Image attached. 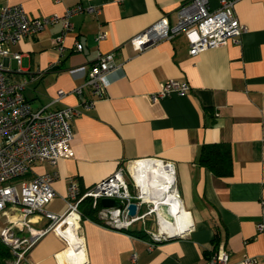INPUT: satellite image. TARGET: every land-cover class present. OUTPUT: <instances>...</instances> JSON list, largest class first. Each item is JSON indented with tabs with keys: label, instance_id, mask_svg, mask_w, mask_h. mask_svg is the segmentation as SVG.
<instances>
[{
	"label": "crops",
	"instance_id": "obj_1",
	"mask_svg": "<svg viewBox=\"0 0 264 264\" xmlns=\"http://www.w3.org/2000/svg\"><path fill=\"white\" fill-rule=\"evenodd\" d=\"M186 1L0 0V6H21L30 18L62 16L77 4L100 10L98 16L72 17L60 50L53 44L61 34L56 23L10 47L20 54L18 63L1 60L6 78L23 84L21 93L32 110L78 112L71 121V156L54 166L32 167V175L56 174L55 198L45 211L64 213L70 182L83 191L118 167L136 180L133 166L149 159L173 166L175 192L188 219L176 238L161 242L81 219L82 254L78 243L68 240L72 248H67L47 233L29 250V264H70L73 253L82 257L79 264H203L218 247L228 254V264H239L244 256L264 264V0H235L234 14L246 28L237 45L189 56L179 35L141 52L131 49L129 41L160 18L173 25L175 11ZM219 1L207 0L209 9L216 10ZM102 32L105 38L97 40ZM105 54L113 55L116 67L106 74L104 96L97 99L83 86L80 70ZM169 80L186 82L189 93L152 102L150 96ZM58 91L64 95L55 101ZM212 144L230 147L227 177H215L197 164L200 147ZM32 222L36 229L48 223L45 218ZM259 224L262 232L256 231Z\"/></svg>",
	"mask_w": 264,
	"mask_h": 264
},
{
	"label": "built area",
	"instance_id": "obj_2",
	"mask_svg": "<svg viewBox=\"0 0 264 264\" xmlns=\"http://www.w3.org/2000/svg\"><path fill=\"white\" fill-rule=\"evenodd\" d=\"M234 4L235 0H220L219 7L210 10L207 0H187L175 11L173 25L169 24L166 17H162L134 36L129 41V46L134 52H141L160 41H169L182 35L187 42L188 55L196 56L210 48L237 45L246 28L237 20ZM82 13L98 16L100 10L77 4L67 8L62 16L30 18L19 5L0 6V217L4 219L0 227V244L8 250L11 258L6 264H29V250L47 233H53L67 248H72L67 237L73 231L79 243L75 246H79L82 254L78 206L84 200H89L91 208L97 209L96 216L101 225L120 231L130 230L145 215L154 211L149 210L148 213L139 215L142 205L149 202L142 197L126 168L118 167L112 175L83 191L75 182H70L64 199L65 211L61 215L45 211V207L55 198L52 183L56 174H31L34 164L54 166L59 160L71 156V121L78 112L73 108L50 110L43 107L32 110L21 93L23 84L13 83L6 78L1 60L11 57L18 63L21 56L11 53L10 47L56 23L61 26V34L53 40V44L60 50L62 36L72 30L70 19ZM105 36L106 33L102 32L97 35V40H102ZM75 50H80L77 44ZM115 67L112 54L99 56L87 71L80 70L85 75L83 86L89 88L97 99L102 98L106 87L105 76ZM189 91L190 87L186 82L169 80L160 84L158 91L149 99L155 102L169 94L184 97ZM74 93L79 95L80 89L77 88ZM56 94L55 101L64 95L62 91ZM90 107L91 103L85 106L86 109ZM160 164L173 177V166L170 163ZM27 173V178L19 181V184L11 183ZM126 174L129 175L131 184L127 182ZM130 185L136 190V196L131 194ZM172 186L174 187V182ZM102 199L113 200L116 206L102 208ZM129 204L136 206L133 217L128 216ZM33 218H45L48 223L45 228L36 229L33 227ZM70 218L73 219L72 222ZM256 231L262 232L261 224L256 226ZM166 236L168 235L157 231V235H151L150 239L161 242ZM76 247L73 245L74 250ZM81 261L82 257L76 262L68 260L70 264H79ZM203 264H228V254L222 247H218ZM239 264L257 262L254 258L244 256Z\"/></svg>",
	"mask_w": 264,
	"mask_h": 264
},
{
	"label": "bare ground",
	"instance_id": "obj_3",
	"mask_svg": "<svg viewBox=\"0 0 264 264\" xmlns=\"http://www.w3.org/2000/svg\"><path fill=\"white\" fill-rule=\"evenodd\" d=\"M132 174L136 178L134 182L142 197L154 206L158 232L171 235L184 231L188 225L187 215L181 210L175 190L170 191L173 177L166 168L158 161L139 162L133 166ZM72 220L70 218L71 222ZM67 238L73 244L78 243L73 231ZM72 261H79L74 253Z\"/></svg>",
	"mask_w": 264,
	"mask_h": 264
},
{
	"label": "trees",
	"instance_id": "obj_4",
	"mask_svg": "<svg viewBox=\"0 0 264 264\" xmlns=\"http://www.w3.org/2000/svg\"><path fill=\"white\" fill-rule=\"evenodd\" d=\"M231 163V150L226 144L203 145L198 151L197 164L208 170L215 177L229 176ZM78 211L82 220H89L101 225L96 216L97 209L91 208L89 200L82 201L78 206ZM127 233L141 237L147 236L146 232L141 229L137 231L128 230ZM216 246L217 244H214V247ZM10 259L8 250L0 244V264H6Z\"/></svg>",
	"mask_w": 264,
	"mask_h": 264
},
{
	"label": "rangeland",
	"instance_id": "obj_5",
	"mask_svg": "<svg viewBox=\"0 0 264 264\" xmlns=\"http://www.w3.org/2000/svg\"><path fill=\"white\" fill-rule=\"evenodd\" d=\"M28 174L29 173H27L22 178H17L15 180H13V182H11V183L14 185L19 184V181L27 178ZM126 180L128 183L131 182L129 175H127V174H126ZM129 188H130L131 194L133 196H136L137 195L136 190L133 189V187H131V185ZM173 189H174V187L172 186L170 188V191ZM57 207H59V205H57ZM149 210L150 211L154 210V206L152 204L148 203L146 205H142V207L140 208V211H139V215H143L145 213H148ZM3 223H4V219L0 217V227L3 225ZM132 228H141L150 237H151V235H157L158 227H157V216H156L155 211L151 212L150 214L145 215L143 217V219L140 220L139 222H137L136 224H134Z\"/></svg>",
	"mask_w": 264,
	"mask_h": 264
},
{
	"label": "water",
	"instance_id": "obj_6",
	"mask_svg": "<svg viewBox=\"0 0 264 264\" xmlns=\"http://www.w3.org/2000/svg\"><path fill=\"white\" fill-rule=\"evenodd\" d=\"M100 206L102 208H112L116 206V202L110 199H102L100 200ZM127 211H128V216L133 217L135 216V212H136V206L134 204H129L127 207ZM177 234H171L165 237V240H172L174 238H176Z\"/></svg>",
	"mask_w": 264,
	"mask_h": 264
}]
</instances>
